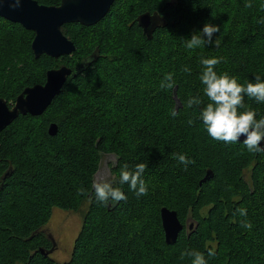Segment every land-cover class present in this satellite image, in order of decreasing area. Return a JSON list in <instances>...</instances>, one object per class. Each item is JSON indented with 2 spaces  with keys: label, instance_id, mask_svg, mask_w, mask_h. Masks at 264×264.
<instances>
[{
  "label": "trees",
  "instance_id": "obj_1",
  "mask_svg": "<svg viewBox=\"0 0 264 264\" xmlns=\"http://www.w3.org/2000/svg\"><path fill=\"white\" fill-rule=\"evenodd\" d=\"M143 12L164 20L150 38L137 22ZM205 23L220 26L213 35L219 48L188 49L186 40ZM62 31L75 50L35 58L34 32L0 17V97L8 105L25 87L43 84L48 69H72L42 114L19 115L0 132V264H140L141 246L157 264H192L189 255L181 259L192 250L203 252L207 264H264V152H249L243 141H215L198 119L209 102L199 79L202 59L220 58L216 72L241 84L257 75L264 80V0H114L97 23H67ZM168 73L173 89L160 86ZM189 96L203 103L186 108ZM244 102L257 119L264 117V103ZM106 153L116 155L114 186L127 196L115 205L97 202L92 188ZM173 153L192 163L185 168ZM141 162L149 191L137 198L119 176L124 164ZM250 166L248 181L244 169ZM209 169L212 175L201 181ZM80 187L88 194L78 195ZM85 200L69 258L41 253L54 248L46 229L52 209L77 211ZM163 206L183 224L173 244L164 240ZM210 249L214 256L207 255Z\"/></svg>",
  "mask_w": 264,
  "mask_h": 264
},
{
  "label": "clouds",
  "instance_id": "obj_2",
  "mask_svg": "<svg viewBox=\"0 0 264 264\" xmlns=\"http://www.w3.org/2000/svg\"><path fill=\"white\" fill-rule=\"evenodd\" d=\"M7 3L9 8L15 10L21 6L22 0H0V10ZM249 3L246 7H251ZM220 31L219 25L205 23L199 32H193L190 39L186 40L188 49H195L202 45L214 44L219 48L221 40L213 35ZM220 63V58H204L201 60L203 70L200 74V81L204 85L203 93L208 98V103L200 108L199 117L207 134L215 141H222L226 144H235L240 141L243 136V144L251 153L264 152L262 142H264V117L257 119V112L250 106L245 104V97L253 99L256 103H264V80L260 76H255V82L245 81L243 84L238 82V77L230 76L227 72L218 74L215 66ZM185 72L190 69L185 67ZM176 81L172 73H168L161 81V88L173 89ZM203 101L199 96H189L185 102L186 108L199 107ZM176 116L175 110L171 113ZM195 121L188 120V124L192 125ZM173 158L177 159L187 168L192 163L186 154L173 153ZM147 164L138 163L134 168H129L128 164H124L120 169L119 183L127 184L134 192L137 198L148 194V186L143 179V175ZM92 188L94 190L95 199L102 204H117L122 200H126L127 196L121 187H115L113 182L101 176L94 180ZM78 195H87V191L80 187L77 190ZM241 216H246L247 210L244 208L237 209ZM241 226L251 229L250 222L243 221ZM193 257L192 264H207L205 254L203 252L192 250L181 254ZM209 257L214 256V250L207 252Z\"/></svg>",
  "mask_w": 264,
  "mask_h": 264
},
{
  "label": "water",
  "instance_id": "obj_3",
  "mask_svg": "<svg viewBox=\"0 0 264 264\" xmlns=\"http://www.w3.org/2000/svg\"><path fill=\"white\" fill-rule=\"evenodd\" d=\"M114 0H60L58 5H45L37 0H22L21 6L15 10L5 3L0 10V17L21 24L25 29L34 32L31 49L35 58L46 54L54 59L63 55H70L75 50L74 42L67 37L62 26L67 23H80L90 26L101 20L109 11ZM137 22L142 32L150 38L155 28L164 23L157 12H143L138 15ZM72 69L60 65L46 71L45 82L25 87L15 98L12 105H8L5 98L0 97V132L19 115L38 116L42 114L58 94ZM49 134L56 132V124L51 123ZM244 137L240 138L243 141ZM264 147V142H262ZM212 171H206L201 181L209 179ZM161 226L164 240L167 244L176 242L183 224L174 209L166 206L160 208ZM54 248L44 252L48 255Z\"/></svg>",
  "mask_w": 264,
  "mask_h": 264
},
{
  "label": "rangeland",
  "instance_id": "obj_4",
  "mask_svg": "<svg viewBox=\"0 0 264 264\" xmlns=\"http://www.w3.org/2000/svg\"><path fill=\"white\" fill-rule=\"evenodd\" d=\"M147 95H149V97L152 96L151 94H147ZM21 130L24 131V129ZM115 161H116L115 154L113 153L102 154L99 168L94 174L93 181L103 176L104 178L113 182L114 185L116 183V180L113 172L111 171V168L115 164ZM251 169L252 166H250L247 169H244V177L248 181H250ZM253 189H255V187H253ZM87 206H88V201L85 200L77 211H64L58 208L52 209L51 218L47 223L46 229H47V233L50 234V237L52 238L54 245V249L50 254L53 259L57 261H65L69 258L71 254L74 238L76 237L80 229L82 223V217L87 209ZM188 227L191 228L192 224L190 223ZM139 253H140L139 256L140 264L158 263L157 258H155V256L152 254L149 248L145 249L143 246H141Z\"/></svg>",
  "mask_w": 264,
  "mask_h": 264
}]
</instances>
